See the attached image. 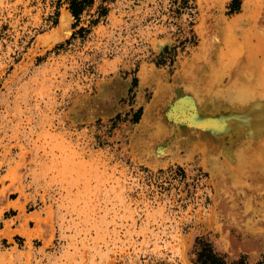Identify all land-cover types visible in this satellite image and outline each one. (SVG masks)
<instances>
[{
  "label": "rangeland",
  "instance_id": "obj_1",
  "mask_svg": "<svg viewBox=\"0 0 264 264\" xmlns=\"http://www.w3.org/2000/svg\"><path fill=\"white\" fill-rule=\"evenodd\" d=\"M231 1L0 0V264L264 260V124L231 123L264 97L226 87L264 82V0Z\"/></svg>",
  "mask_w": 264,
  "mask_h": 264
},
{
  "label": "bare ground",
  "instance_id": "obj_2",
  "mask_svg": "<svg viewBox=\"0 0 264 264\" xmlns=\"http://www.w3.org/2000/svg\"><path fill=\"white\" fill-rule=\"evenodd\" d=\"M257 1V0H256ZM249 4V0H245L244 1V6H247ZM243 6V5H242ZM251 9V8H250ZM260 9V8H259ZM244 10V9H243ZM246 12V10H245ZM259 12V11H258ZM258 12H256L254 14V17H253V22H255V19L257 18V15H258ZM244 13V12H243ZM254 13V12H253ZM249 14V13H248ZM252 14V13H251ZM63 17H66V16H63ZM67 19V20H66ZM63 18V22L64 20H66L65 22L67 23L68 21V17L67 18ZM64 22V23H65ZM66 23L64 25H66ZM201 23V22H200ZM203 23V21H202ZM63 25V26H64ZM230 26V25H229ZM227 27V26H226ZM230 28V27H229ZM234 28V27H233ZM64 29V28H63ZM221 29V28H220ZM227 28H224V31L225 32H228L226 30ZM253 29V28H252ZM202 31V30H201ZM253 30H251L252 32ZM198 32V31H197ZM230 32V31H229ZM253 33V32H252ZM229 34V33H228ZM231 34V33H230ZM249 34V33H248ZM227 35V34H226ZM254 35V34H253ZM59 36V35H58ZM57 36V37H58ZM252 36V35H251ZM250 35H245L244 37V40L243 42L239 45V47H236L234 50L235 51V55H236V58L240 59V58H243V64H244V67H246L248 70H250L252 72V76L254 78H260V77H263L264 76V60H257L256 59V55L257 53H261L262 54V57L264 55V43H262V37L257 34V35H254L257 39V43H255V41L253 40H250ZM258 39H260L261 41H258ZM202 41V40H201ZM228 41V40H226ZM264 41V40H263ZM224 43V42H223ZM224 48V47H223ZM201 50V49H200ZM222 52V51H221ZM204 53V52H203ZM219 55V54H218ZM234 55V53H233ZM222 56V55H221ZM224 56V55H223ZM264 58V57H263ZM234 61V59H233ZM239 61V60H237ZM241 62V61H240ZM220 64V63H219ZM220 67V66H219ZM232 67V66H231ZM243 67V68H244ZM230 68V67H229ZM245 68V69H246ZM247 70V71H248ZM249 71V72H250ZM215 72V71H214ZM240 73V72H239ZM238 73V75H240ZM141 74V73H140ZM231 78L229 79V82L226 84V87H235V88H238V89H241V95H249L251 96L253 99H259V98H263L264 97V82L262 80V83H260V85H256V88H254V86L252 88H249L247 86H241L239 87L238 84H240L242 81L240 79H242L243 77L239 76L237 78V74H236V71L234 69V66H233V69H231ZM244 74V73H243ZM253 80V79H252ZM228 81V80H227ZM241 81V82H240ZM243 83V82H242ZM241 83V84H242ZM259 83V81H258ZM244 84V83H243ZM225 86V85H224ZM259 87V88H257ZM219 91V90H218ZM216 92V91H215ZM219 93V92H217ZM215 93V94H217ZM242 95V96H243ZM170 106V105H169ZM179 105H176L175 107H173V109L170 110V113L171 115L175 116V112H176V109ZM172 107V106H171ZM170 107V108H171ZM216 113V112H215ZM170 117V116H169ZM172 117V116H171ZM233 117H228L226 118V120H230L232 119ZM217 121V120H216ZM206 122V121H205ZM210 122V121H209ZM206 123L207 125H213V127H216V129H222L224 128L225 130H228L229 129V126H228V122L226 123L225 120L222 121L221 123L219 122H211V123ZM231 123H234L236 126L240 125V126H243L245 127V129L247 128L248 130L249 129H255L257 127H260L261 125L264 124V112H260V111H257V110H250V111H247L245 114H240V115H235L234 116V119H232V122ZM230 123V124H231ZM232 126V125H231ZM215 129V128H214ZM240 145H242L241 143H237V146L234 145L233 148H230L232 150V153L238 158H242L243 156H240L241 154L243 155L244 153H241L243 152V150H247V147L246 146H243V150H242V147H240ZM228 153V152H227ZM231 153V152H229ZM238 153L240 155H238ZM246 164V163H245ZM19 198L18 200H15L11 207H15V208H19ZM8 204V203H7ZM46 221V220H45ZM41 227L39 225V223H37V226H35V228H33L32 230H28L26 227V229H24V231L22 232H19L21 233V235L23 237H26V239H30L31 237H36L40 240H42V242H45L46 241V234L42 233V230L39 228ZM42 228V227H41ZM8 232V231H7ZM6 233V232H5ZM3 235V233H2ZM5 236V235H4ZM6 237V236H5ZM33 239V238H32ZM30 239V240H32ZM49 240V239H48ZM46 243V242H45ZM44 246V245H43Z\"/></svg>",
  "mask_w": 264,
  "mask_h": 264
},
{
  "label": "trees",
  "instance_id": "obj_3",
  "mask_svg": "<svg viewBox=\"0 0 264 264\" xmlns=\"http://www.w3.org/2000/svg\"><path fill=\"white\" fill-rule=\"evenodd\" d=\"M65 2L67 4L68 12L70 13L74 21H77L82 11L91 5L92 0H65ZM232 11H234V9L231 10L230 12ZM136 120H137V117L134 118V122ZM196 241L199 244V247L194 253V259L192 261V264H248L245 261L243 255L239 256V258L236 260L227 262V260L225 259V256L215 251L208 242L200 240L199 238H196ZM155 264H164V263L158 262ZM253 264H264V260L256 261Z\"/></svg>",
  "mask_w": 264,
  "mask_h": 264
},
{
  "label": "crops",
  "instance_id": "obj_4",
  "mask_svg": "<svg viewBox=\"0 0 264 264\" xmlns=\"http://www.w3.org/2000/svg\"><path fill=\"white\" fill-rule=\"evenodd\" d=\"M225 91H226V90H224L223 92H225ZM225 93H226V94H228V93H230V92H228V93H227V92H225ZM217 104L219 105V103H218V102H217Z\"/></svg>",
  "mask_w": 264,
  "mask_h": 264
},
{
  "label": "water",
  "instance_id": "obj_5",
  "mask_svg": "<svg viewBox=\"0 0 264 264\" xmlns=\"http://www.w3.org/2000/svg\"><path fill=\"white\" fill-rule=\"evenodd\" d=\"M59 22V21H58Z\"/></svg>",
  "mask_w": 264,
  "mask_h": 264
}]
</instances>
